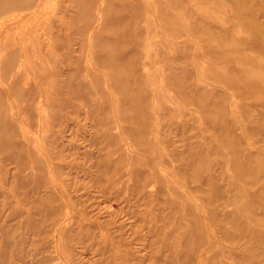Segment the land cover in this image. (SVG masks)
<instances>
[{"label":"rangeland","instance_id":"obj_1","mask_svg":"<svg viewBox=\"0 0 264 264\" xmlns=\"http://www.w3.org/2000/svg\"><path fill=\"white\" fill-rule=\"evenodd\" d=\"M84 1L0 0V145L5 128L13 137L9 146L0 147V264H158L156 250L163 246L165 253L169 241L164 236L179 225L196 237L191 233L188 248L195 264H264V169L251 171V167L243 174L232 168L237 148L264 153L259 134L264 125V0H182L194 11L198 26L194 30L192 20L183 17L179 33L159 20L150 6L155 0H112L130 27L126 41L112 47L117 50L112 56L126 55L115 68L99 66L94 57L103 52L93 43V34L101 32L102 9L110 15L115 11L106 0ZM160 1L174 11L172 0ZM108 35L120 39L118 33ZM175 43L183 46L177 57ZM205 47L218 57L211 58ZM230 68L238 75H231ZM115 69L122 79L120 90L113 85ZM78 70L82 74L73 76V81L88 86L80 97L67 88L66 76ZM241 74L254 77L260 86L246 87ZM179 83L200 86L207 98L197 92L196 101H188ZM140 88L147 93L142 108L150 115L148 139L156 143L150 156L166 180L161 203L157 195L144 198V192L135 191L126 180L105 179L102 187L89 180L88 169L97 162L92 155L111 149L91 142V125L105 115L115 117L126 95L137 102ZM207 99L217 113L232 117L240 143L225 137V124L223 138L209 130L201 110ZM87 100L96 102L95 111ZM240 100L253 105L250 112L257 129L253 138L236 115ZM99 106L106 112L99 111L96 118L78 116L97 113ZM217 113L210 115L211 121L218 119ZM113 125L110 131L118 135V124ZM112 147L126 155L128 163L132 153L143 161L148 157L123 136ZM112 154L102 164L114 172L118 167ZM21 155L27 160V172L36 164L45 166L42 172L25 177L18 161ZM52 156L58 157L60 166L69 165L62 176L64 184L51 178ZM252 162L262 165L257 159ZM171 164L179 165L177 173ZM44 178L48 182L39 188ZM208 181L210 186L204 187L213 192L219 186L220 197L212 199L203 192L201 185ZM105 186L111 191L104 193ZM151 187L149 192L155 189ZM49 190L55 196H49ZM166 200L176 205L165 206ZM214 211L222 218L234 216L240 226L221 220L215 229ZM195 214L200 216L197 220ZM67 226L72 234L66 239L62 229ZM154 230H163L164 235L154 236ZM182 231L170 239L176 247L182 246ZM243 233L246 238L238 240Z\"/></svg>","mask_w":264,"mask_h":264},{"label":"bare ground","instance_id":"obj_2","mask_svg":"<svg viewBox=\"0 0 264 264\" xmlns=\"http://www.w3.org/2000/svg\"><path fill=\"white\" fill-rule=\"evenodd\" d=\"M172 1L175 5L174 11H170V9L167 8L164 5V3L160 0L151 1L153 5L150 3V6L157 10L159 20L162 23H164L165 25L167 23L171 24V27L173 26L176 29L177 33H179L181 31V23H182L181 21H182L183 17L189 18V20H192L193 23L191 22V27L194 30H196V27L198 25H197L196 20L194 19V17H195L194 11L191 10L190 8H186L183 5L182 0H172ZM259 1H262V0H257L258 3H259ZM78 3L79 4H85V1L82 2V0H80V2H79V0H78ZM258 3L255 4V6L258 5ZM106 4H107V6L111 7L115 11V13H114V15H110L107 12L106 8L102 9L103 10V14L101 17L102 23L100 26L101 32H96L93 34V43L96 46L100 47L102 49L103 53L102 54H100V53L96 54V57H94V59L99 64V66H101V67L109 68L110 66H113V68H115L121 62V59L124 60L126 58V55H121L119 52H117V54L115 56H112L111 52L117 51V50L112 51V47L113 46H119L120 44H122L126 41L127 37L129 36L128 33L130 31V27L127 23V19L125 18V15L122 12L120 13L119 12L120 10L117 9V6H116L117 4H115L112 0H106ZM1 27H2V25H1ZM108 33H110V34L118 33L120 35V39L118 38V40L114 41L110 38ZM252 40H253V38H252ZM182 48H183V46L181 44L175 43V53L174 54L176 57L178 56L179 52H181ZM204 50L206 53L210 54L211 58L216 59L218 57L216 52L212 51L211 48L205 47ZM229 70H230L231 75H233V76L238 75V71L236 69L230 68ZM115 71H116V73H114V76H112L114 79L113 85L115 86V88H117V85H118L119 86L118 89L120 90L122 79H120L119 71L117 69H115ZM78 73L82 74V72L78 70L75 73L68 72L66 74V76L68 79V82H67L68 87L67 88L71 91V93L78 94L80 97V96H82V95H80V92L81 91H87L88 86L84 83H79V82L73 81V79H72L73 76L78 75ZM241 75H243V74H241ZM242 78H241L242 79L241 81H243V83L246 85V87H248L250 89L255 88L257 86H260L258 84V82H256L255 78L250 76V75L245 74V75H243ZM128 83L129 82H126L125 85L128 86L129 85ZM136 84H137V80H136ZM139 84H141V83H139ZM179 85L181 88L180 92H181L182 96L186 97V99L190 102L196 101V99L194 98V93L198 92L201 95V98L205 94V90L203 88H200V86H198V87L183 86L184 84L182 85L181 83H179ZM55 92H57V94H60V93L62 94V91L60 92V90L57 88H56ZM213 94H214V92H213ZM138 95H139V100L137 102H135V100H133V98L127 97V95H126L123 98V100L118 103V108H117L115 117L113 116V118L110 119V118H108V115H105L107 117L101 118L102 120L96 119L97 124L91 125L93 131L96 132V133H94V132L91 133V136H90L91 142L93 144H97L98 142H100V144H108L109 147L111 148L110 149L111 152L109 151V152L101 153V154H98L96 156H95V154L92 155V157L95 158L97 160V162L92 164V166H90V168L88 169V172L90 174L89 180L91 182H93V184H95L97 187H102V185H101L102 182L105 179H110L112 177L114 178V182H117V181H119V182L123 181L124 182L126 180L129 183V186H131L132 189H135V191H141V192L143 191L144 192V194H143L144 198L149 199L150 197H154L155 195H157L158 196L157 202L161 203L162 200L160 197L166 191L165 190V182H164L166 180L163 178V175L156 169L154 162H153L154 158H151V156L154 155V152H155L154 148L156 146V143L152 142L148 139V135H149L150 130L147 129V125H148V122L150 120V115L148 113H146V111H144L142 108L144 101H146L147 93L143 88L142 89L140 88V90L138 91ZM82 98L85 99V101H86V96L83 95ZM203 98H207V97L204 96ZM65 101H66V103L68 102L66 99H65ZM208 101H209L208 99L204 100V101L202 100L203 106H201V110L204 113V116H206V118H207L206 125L209 128V130H212L219 137L223 138L222 133L224 131H222V128H223V124H225V126H226L225 137L226 138L230 137L232 140H237L240 143L241 138L238 134H236V129L234 126V120L232 119V117L230 115H228V113H224V115L217 113L215 110L216 107L211 106L208 103ZM263 101H264V98H263ZM95 103H96L95 101L92 102V101L87 100V104L90 106V108L93 111L96 110V108L93 109V104H95ZM103 106L107 107L104 104L102 105V107ZM235 107H236V112H237L236 115L238 114L237 117H239L245 124V133L247 134V136H249V138H253V135L255 134V131L257 130L256 127L254 126L255 120L252 117V113L250 112V110H252L253 105H251V104L246 105L243 102V100H240V102L236 103ZM93 111H89L85 114L79 113L78 116L79 117L81 116L85 119H88L91 117L96 118L95 115L100 114L99 111L104 112L105 110H103V108H101L99 106L97 113H94ZM212 113H217V116H218L217 120L211 121L210 115ZM61 116H62V114H61ZM60 118L61 117H59L58 119H60ZM76 122L78 123L77 125H78L79 130H82L83 125L81 124V121L76 120ZM114 123L118 124V127H117V130L119 129L118 135H115V133L113 131L112 132L110 131L111 129L109 128V126L111 125V128L113 130V128H114L113 124ZM119 123L122 125H120ZM261 127H262V129H260L259 134L262 137V140L264 142V125H262ZM1 129L2 128L0 127V130ZM5 129H6V132H4V137H3L4 139H2V141H1V143L4 145H0V147H3V148L9 146V140L10 141L13 140V137L11 136L9 129L8 128H5ZM101 132H103V133H101ZM77 134H79V132ZM119 136L125 137L139 151L148 152L147 153L148 157L145 158L143 161L138 155L132 153V155L129 158L130 163H128L129 160H128V157L126 155L122 154V156H121L120 150L116 149L114 151L112 149L113 148L112 145H113L114 141L115 140L118 141ZM88 139L89 138L87 137V140ZM116 145L117 144H115V146ZM21 147L24 149V147H25L24 144H22ZM112 151H114V152H112ZM115 152L120 154V156L118 157V158H120V160H117L118 158L116 157ZM175 152H176V150H175ZM109 154H112L113 158L115 159L114 163H115V168H116V165L118 167V168H116L117 171H116V169H114V172H113L111 166H106V165L102 164V160H104V158L107 157ZM25 159H26L25 155H21L18 158V161L20 163L19 166L21 167V170L27 172L29 167L27 164V160H25ZM56 159H58V157L54 158V156H52L50 158V160H51L50 164L51 165H49V166H51V168H52L50 175H51L52 179H56L58 181H61L64 184V182L62 180V176H63L64 172L66 171V169L69 165L67 163H63L60 166L59 163L56 161ZM254 159H257L258 162L262 163V165L259 167L254 165L252 162ZM34 162H37V159L34 160ZM125 162H127V163H125ZM164 163L167 165H170L168 161H165ZM174 164H171V168L174 169V173H177L179 171V165H174ZM232 165H233L232 168L234 170H236V167H238L243 172V174H247V170L248 169L250 170L251 167L253 168V170H251V171L264 169V153L256 150V153L254 154L251 149L246 150V148H242V149L237 148L236 150H233ZM44 167L45 166H40V164L34 165L33 170L31 172L25 173V177H28V179L35 177L37 174H40L42 172ZM125 168H127V169H125ZM148 171H150V174L148 173ZM47 182H48V179H46V178L42 179V181H40V183H39V188L41 186H44L45 183H47ZM53 184H57V183H53ZM205 184L210 186L211 183H210V181H208V182L203 183L201 185V188L203 189V192L205 194L210 195V197L212 199L215 197L217 198V197L221 196L222 192H221L219 186L215 185L217 190H214L213 192H211L210 188L207 189L206 187H204ZM152 185L155 189H153V191L150 190V192H149L147 190V188L151 187ZM110 187L111 186H105L103 189L104 193H108L109 191H111ZM153 187H151V189ZM45 188L47 189L48 186H45ZM175 191H176V193H175L176 195L181 196V193L179 192V190L176 189ZM49 193H50L49 196H55V195H53L54 194L53 191L49 190ZM118 194H120V193H118ZM255 196H256L255 193L251 194V196H250L251 202H253L255 200ZM261 198H264V196H262ZM164 204H165V206L173 205V207H174L175 201L174 200H166V201H164ZM70 212H71V210H70ZM189 213H190V215L194 214L191 211V208H190ZM213 214H214V218L212 219L213 224L211 223V225L215 229H217L218 226L221 224L220 222H218L221 220H225V221L229 222L230 224L232 223L234 226H238V227L240 226V223L236 222L237 220L235 219L234 216H231V218L229 216H224L222 218V217H220V213H218L216 211H214ZM68 215H69V213H68ZM82 215L84 217L88 216V214L85 211L82 213ZM199 217L200 216L196 215V214L194 216L195 220H197ZM222 229L224 230L223 227H222ZM62 230L65 231L64 236H66V239L69 238V236L72 234L71 233L72 230L68 226L63 227ZM180 231H182V233L180 234V236H181L180 238H182V240H181L182 246L176 247L173 245L174 243L170 239L172 238V236H175V232H180ZM200 232L204 233L203 228H200ZM154 233L157 235H162V234L164 235L163 230H160V231L154 230L153 235L155 236ZM191 233L194 236V238H196L195 235L193 234V232L189 230V228H185V226H182V225L177 226L175 231L166 233L164 237H166L167 239L166 238L165 239L169 242L165 248V253H164L163 246H160L156 250V253L159 254V257H156L157 263L158 264H180V263H182V264H195L196 258L191 256L188 252L189 243H190L189 240L191 238ZM225 235H227V234H225ZM198 236L200 238L203 235L199 234ZM246 236H247V234L243 233L237 239L240 240V239L246 238ZM162 241L167 242L163 238H162ZM170 242H171V244L169 245ZM217 253L218 252H215L214 255L216 256ZM152 256H153V254H152ZM152 256H150V257H152Z\"/></svg>","mask_w":264,"mask_h":264}]
</instances>
